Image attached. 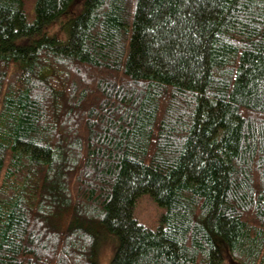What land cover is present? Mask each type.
<instances>
[{
  "label": "trees",
  "instance_id": "obj_1",
  "mask_svg": "<svg viewBox=\"0 0 264 264\" xmlns=\"http://www.w3.org/2000/svg\"><path fill=\"white\" fill-rule=\"evenodd\" d=\"M77 1L0 0V264H264V0Z\"/></svg>",
  "mask_w": 264,
  "mask_h": 264
},
{
  "label": "rangeland",
  "instance_id": "obj_2",
  "mask_svg": "<svg viewBox=\"0 0 264 264\" xmlns=\"http://www.w3.org/2000/svg\"><path fill=\"white\" fill-rule=\"evenodd\" d=\"M81 0L75 2V5L71 8V12L78 10V4ZM66 21V17H61L55 23L49 25L45 31L52 34L55 33L58 37H62V25ZM161 209L148 197L141 196L135 207V217L146 227L154 229L157 225ZM101 236L98 239L96 247V262L97 264H109L114 254L117 238L114 235H108L107 233H100ZM223 253L225 263L229 262V259Z\"/></svg>",
  "mask_w": 264,
  "mask_h": 264
}]
</instances>
